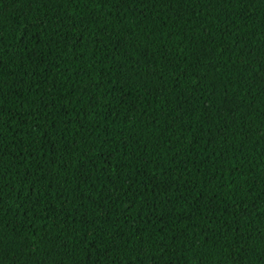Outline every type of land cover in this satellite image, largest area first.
<instances>
[{
    "label": "trees",
    "instance_id": "1",
    "mask_svg": "<svg viewBox=\"0 0 264 264\" xmlns=\"http://www.w3.org/2000/svg\"><path fill=\"white\" fill-rule=\"evenodd\" d=\"M0 264H264V0H0Z\"/></svg>",
    "mask_w": 264,
    "mask_h": 264
}]
</instances>
